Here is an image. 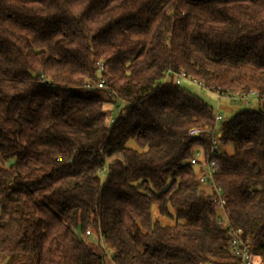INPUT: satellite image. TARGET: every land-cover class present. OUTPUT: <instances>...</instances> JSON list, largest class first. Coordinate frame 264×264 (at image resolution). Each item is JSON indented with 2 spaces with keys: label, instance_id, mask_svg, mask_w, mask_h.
I'll list each match as a JSON object with an SVG mask.
<instances>
[{
  "label": "trees",
  "instance_id": "16d2710c",
  "mask_svg": "<svg viewBox=\"0 0 264 264\" xmlns=\"http://www.w3.org/2000/svg\"><path fill=\"white\" fill-rule=\"evenodd\" d=\"M180 69L257 107L217 122ZM0 157L1 254L107 264L91 228L114 264H234L224 217L264 264V0H0Z\"/></svg>",
  "mask_w": 264,
  "mask_h": 264
},
{
  "label": "rangeland",
  "instance_id": "374dc122",
  "mask_svg": "<svg viewBox=\"0 0 264 264\" xmlns=\"http://www.w3.org/2000/svg\"><path fill=\"white\" fill-rule=\"evenodd\" d=\"M182 86L185 87L188 91L199 97L201 100H203L205 103H207L209 106H211L215 112V114H220L223 119H227L231 117L237 110L242 108H255L257 107V101L252 96H248L246 99L239 98V97H227V96H218L217 93L206 89L199 84L195 82L190 81H183ZM80 92H85L84 89H80ZM105 108L111 111V116H115V114L118 112L116 109V105L112 104H105ZM216 133L218 134L220 130V124L218 123L215 127ZM130 145H133L132 142H130ZM227 148V146H222V148ZM199 146L195 145L193 147V152L197 150ZM14 157H11L10 159L2 160L0 157V165H6L9 164ZM202 186V184H201ZM204 187V186H203ZM209 192L211 191L208 190ZM155 215L158 216L156 210L154 212ZM164 222L166 223H172L173 221L166 218V217H160ZM225 222V218L222 217V219ZM91 229V228H90ZM83 238L91 244L95 250L102 251L106 253V260L107 264H114L112 260L110 259V251L107 249V247L104 245L102 238L100 235L91 230V234L88 236H85L83 234ZM0 264H36V257L34 253H22V254H1L0 253Z\"/></svg>",
  "mask_w": 264,
  "mask_h": 264
},
{
  "label": "built area",
  "instance_id": "2783aa9c",
  "mask_svg": "<svg viewBox=\"0 0 264 264\" xmlns=\"http://www.w3.org/2000/svg\"><path fill=\"white\" fill-rule=\"evenodd\" d=\"M98 71H104V65L102 62H98ZM169 72H167L168 74ZM175 81L176 83H180L182 80H189L184 71L182 69L174 72ZM190 81V80H189ZM97 87H104V80L100 79V81L96 84ZM248 96H252L253 98H257V93L254 91H249L242 96H235L239 98L246 99ZM222 119L220 114H215V120L218 122ZM202 130L200 128H194L189 131V134H198ZM219 137L215 130L213 132V138L211 142V147L207 155L204 154L203 150L199 147L195 150L192 156L189 159V162L198 167L200 171L197 174V180L200 184L207 183L212 177L213 174L219 168V161L216 157L217 153L219 152ZM219 204L223 206L224 200L219 195V191H217ZM220 222L228 227L227 234L229 236V249L232 253L233 257L235 258L234 264H255V260L250 253L249 245L246 239L242 237V229L241 228H231L228 226L227 222L220 219ZM91 234L90 229H86L84 231V235L88 236Z\"/></svg>",
  "mask_w": 264,
  "mask_h": 264
},
{
  "label": "crops",
  "instance_id": "0c3cea01",
  "mask_svg": "<svg viewBox=\"0 0 264 264\" xmlns=\"http://www.w3.org/2000/svg\"><path fill=\"white\" fill-rule=\"evenodd\" d=\"M220 133H218V135H219Z\"/></svg>",
  "mask_w": 264,
  "mask_h": 264
}]
</instances>
